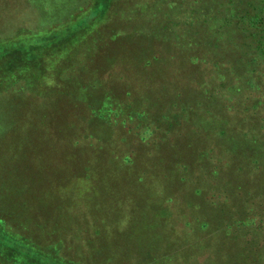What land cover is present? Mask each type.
Listing matches in <instances>:
<instances>
[{
    "label": "rangeland",
    "instance_id": "obj_1",
    "mask_svg": "<svg viewBox=\"0 0 264 264\" xmlns=\"http://www.w3.org/2000/svg\"><path fill=\"white\" fill-rule=\"evenodd\" d=\"M13 1L0 0V264H188L191 257L197 256V264H204L208 256L202 252V241L206 235H216L213 227L208 230L207 224L213 222L214 211L206 207L203 196L198 192L189 199L183 195H167L165 199L170 201L163 202L149 197L153 179L150 183L129 178L123 180L126 182H96L93 179L95 172L121 177L128 171L123 168L122 173L117 174L102 156L109 150L108 145L99 149L97 145L101 143L98 141H86V145L67 141V137L72 135V140L76 141L77 135L86 129L85 125L80 128L76 125L79 113L85 112L80 111L77 98L93 96L100 103L92 104L90 108H95L94 112L86 110L92 114L88 115L92 121L86 120L88 124L94 122L93 128H88L92 134L111 138L115 121H118V126L122 125L123 130L131 131L130 135L126 134L127 146L121 150V158L125 156L131 161L136 156L139 160L147 154L153 156L150 163L134 165L129 174L138 175L141 171L155 168L160 157L167 163L162 155L170 157L173 150L167 142L161 150L152 143L145 149V146H133V142L154 138L155 144L160 146L169 136L167 131L179 120L184 118L193 122L192 127L200 135L206 133L209 144L206 149L212 151L215 162L201 170L207 174L204 181L200 182L198 176L192 175L191 179L196 180L194 184L189 182V188L198 187L201 192L200 187L212 188L211 193L220 195L222 200L226 197L225 189L233 187L227 186L230 170L237 172L238 169L235 160L229 161L230 157L225 152L229 150L251 156V160L244 162L247 169L243 171L246 173L264 164V135L251 133L253 128L264 123V56H258L259 51L253 50L250 42L243 38L240 39L246 45L239 53H236L238 47L243 45L240 39L237 41L239 46L224 42L223 56L218 55L213 47L206 51H211L213 56L205 55V52L197 55L207 60L204 64L210 61L209 64L213 65L217 56L221 58H218L220 63L232 62L237 66L234 78H225L223 82L217 76L218 83H214L215 89L224 83L223 94H228V97L225 95L226 115L232 120L241 118L246 121L236 137L225 127V123L230 126L235 122L229 118L224 121L221 113L203 119L195 110L194 113L188 110V91H182V99L177 100L176 107L153 97L147 98L152 93L151 89L157 87V79H146L150 74L143 73L138 63L135 67H126V61L130 60L135 48L140 50L144 45L142 38H135L131 43L133 51L129 49V55L128 51H123L126 56H121L120 63L118 61L114 67L103 65L100 50L92 56L94 42L99 40L96 38L98 31L103 33V42L109 43L110 36L113 37L105 27L111 17L121 21L116 29L132 34L126 36L127 41L134 37V29L138 33H150L148 31L152 27L158 30L160 23L166 26L164 40L172 39L178 46L188 45V49L192 46L190 37H203L206 44L217 49L219 47L213 39L215 31L204 30L197 25L202 18L197 19L196 16L203 10L198 4L174 11L169 0H95L92 4L88 0H28L22 4L26 9L23 11ZM192 17L196 19L194 22ZM31 28L36 29L30 32ZM225 50L230 54L229 50H234L236 54L230 55ZM183 54L173 53L168 66L171 72L175 70L179 74V84L194 86L186 83L184 59L190 55ZM102 70H105V77L111 72L116 76L122 72L132 77L133 81L127 84L135 86V101L139 107L149 108V112L136 106L131 99L126 101L122 95L111 93V100H108L98 88L85 92L75 81L70 82L72 78L64 80L67 76L77 79V74L90 72L94 76L92 80L96 81ZM214 71L215 68L205 67L208 77L216 76ZM167 78L170 80L171 76L167 75ZM117 88L121 90L122 86ZM234 93L242 94L246 101L232 96ZM232 113L235 114L231 117ZM85 118L82 117L83 120ZM67 129L70 130L68 135L64 132ZM123 130L118 133L116 127L117 134L122 135ZM111 141L114 139L108 142ZM207 151H201L199 157L206 158ZM87 153H93V166L85 168L82 160ZM157 165L164 167L163 164ZM85 171L87 180L82 179ZM259 176H241L238 184H244L245 191L249 188L262 191L264 178ZM235 177L233 181L237 182ZM90 192L98 194L90 196ZM78 193L83 197H77ZM249 199L250 196L246 200L233 197L230 203L223 201L219 204V209L229 219L223 230L225 227L239 230L229 231L241 241H236V246L257 243L262 246L260 250H264V206L255 211L249 210L247 205L243 207ZM77 201L86 203L77 205ZM150 206L154 210L152 218L148 216L151 215ZM143 209H146L145 214H141ZM239 225L244 227L237 228ZM174 228L185 246L179 252L174 249ZM77 230L81 237L79 244L73 238ZM157 253H163L160 259H154ZM260 257L264 259V252Z\"/></svg>",
    "mask_w": 264,
    "mask_h": 264
},
{
    "label": "trees",
    "instance_id": "obj_2",
    "mask_svg": "<svg viewBox=\"0 0 264 264\" xmlns=\"http://www.w3.org/2000/svg\"><path fill=\"white\" fill-rule=\"evenodd\" d=\"M25 1L28 0H14L12 3L14 5L20 6L23 11H26L25 7L22 6V4H25ZM95 0H88V2L91 4ZM134 1V0H133ZM164 1V0H163ZM170 4L172 5L174 11L178 8H182L183 6L193 8V5H199L203 10L201 13H199L197 17L202 18V20H198L197 25H200V27H203L204 30H214L215 31V38H213L218 47L216 49L213 45H208L206 42L203 41V37H199L197 39H194L193 37H190V44H192L191 47L186 49V46H178L176 43L173 42L172 39L170 40H164L166 36V26L159 23V26H157L158 30H154L153 27L148 31L150 33L146 32H140L133 30V38H129L127 41L125 38L127 35H132L128 32H121L118 26L121 25V21L113 20V17L109 19L107 22L106 28L109 29L110 34L113 36L109 38V43L104 41L102 35L103 33H99L96 38H99V40L94 42L93 47V53L92 56L96 55L97 52L100 50V55L104 59L103 65L105 67H114L116 66L121 58V56H126V53L129 55V49L133 51V41L135 38H142L144 41V45H141V49L138 50L135 48L134 53L129 56L130 60L126 61V67H132L136 66L138 63L140 66V69L143 73H149L148 75L150 80H156V88L151 89V94L148 95L147 98L153 97L154 100H159L161 103L167 104L168 106H178L177 100L182 99V91H188L187 94V103L186 107L187 109L191 110L192 113H194L193 110H195L196 113H198L200 116H203V119H209L211 116L216 115V113H221V117L223 120H227L228 118L235 122L233 125L225 123V127L227 130H229V133L231 135H235L236 137L238 134L237 132L242 131V128L245 126L246 121L243 119H236L233 118L232 120L229 116L226 114V104L227 100L226 97H228V94H223V84L221 83L219 87L216 89L214 88V83H218V77H220V80L225 82L226 80H229V77L236 76L237 71L236 64L230 62L229 64H222L219 61L221 58H216V62H214L213 65L204 64L205 59L202 57L197 56L200 52H205V55L208 54V56H213L210 51V53L206 52L210 50V47L214 48L216 50V53L218 55L223 56L222 50L225 48L224 42L233 43L239 46L240 38H243V40H247L252 45L253 50L257 49L258 56L263 55L264 56V0H169ZM154 2V1H153ZM152 5V1L149 2ZM90 4V5H91ZM84 9V8H82ZM115 9V8H114ZM21 10V11H22ZM113 12V11H112ZM212 12V13H211ZM185 14V13H184ZM210 16V17H209ZM13 18V16H11ZM134 18H131V21H133ZM196 19L192 17L191 21H195ZM113 27V28H111ZM163 27V28H162ZM104 27H100V30H102ZM36 29V28H35ZM34 28H31L30 32L35 31ZM105 31V28H104ZM105 33V32H104ZM188 39V38H187ZM243 43L241 47H238V50L236 53H239L242 48L246 45V42H244L242 39H240ZM188 43V44H189ZM215 44V43H213ZM253 44H255L253 46ZM153 45H156L154 47ZM116 46V47H115ZM105 47V48H104ZM113 47V48H112ZM222 48V49H221ZM103 49V50H102ZM102 50V51H101ZM123 51H128L126 53H122ZM191 51V52H189ZM227 52L228 54H236L234 50H229ZM179 52V54L187 55L189 54L190 57H186L184 59V62L187 66V78L188 81L186 83H192L194 86H186L184 87L183 83L179 84V74L170 71V68L168 66L169 60L172 59V54ZM168 55V57H165V55ZM196 54V55H195ZM204 54V53H202ZM98 56V59H102L101 56ZM166 55V56H167ZM88 58V57H87ZM223 59V58H222ZM87 61V60H86ZM120 63V61H119ZM205 67H212L215 68L216 76L208 77V74L205 73ZM182 68V67H180ZM234 69V71H233ZM105 70H102L99 74V77L95 78L96 81H93L91 77H94L90 74H77L75 77L73 76H67V79H64L65 82L68 79H71V81H75L78 88H82L85 92L87 90H91L93 87L98 88L101 92H103L104 95L107 96L106 99L111 100V93H116L119 95H122V97L127 101H130V99L134 102L135 101V93H137L135 86L132 87L131 85L127 84L132 80V77H129V75H126V73L120 72L119 75L116 76V74H107L105 77ZM147 76V74H145ZM167 75L171 76V79L169 80L167 78ZM153 76V77H152ZM88 78V79H87ZM226 80L224 81V79ZM91 79V80H90ZM208 79L210 82H208ZM95 82V83H94ZM119 83V84H118ZM149 84L153 85L150 81H148ZM134 84V83H133ZM122 86L121 90H118L117 86ZM108 87V88H107ZM107 91V92H106ZM235 97H242V94H236L234 93ZM159 97H163L162 99ZM172 99L175 101L172 102ZM245 100V99H244ZM93 96H90L88 98H77L78 105L80 106V112L79 113V120L76 123V125H79V128L81 125H85L86 129H83L84 133L79 132L80 135H77L76 141L72 140V137L68 136L67 141H71V144H74V142H81V144L86 145V141H95L100 142V145H97L99 149L104 147L105 145H108L109 150L102 154V156L105 157L106 161H108L112 167H114V170L117 171L116 173H122V169L126 168L127 173L124 174L121 177H118L117 175L113 176H103L102 173H94L93 179L97 181H122L129 179H137L143 180L147 183H150L152 179L154 180L150 186H153V189L149 193V197L161 199L164 201H170L166 200L165 196L170 195H183L184 198L189 199L190 197H194V194L198 192L199 195L203 196L202 199L206 205V207H210L214 214V220L212 223H208L207 226L209 227L208 230H211L212 227L214 229L215 235H206L205 239L202 241L201 247L203 253H207L208 259L204 264H264L263 260L261 259V252H264V250L261 249V244H254L246 245L242 244L236 246V241L239 240V237L237 235H234V232H239V230L236 231V229H226L228 226V220L223 215V212L221 209H219V204H222L223 201H226L228 203L231 202V198L235 197L237 198L241 197L243 200H246L248 196H250L251 199L248 201H245L243 203V207L247 205V208L249 210H257L264 206V189L262 191H255L253 188H249V190L245 191L246 186L239 185V177L245 176V177H253L254 175H260V178H264V164L262 167L254 168L251 173H246L243 170L247 169V166L244 164L245 161L251 160V156H248L246 154H243L242 152H232L228 150V154L225 152V155L227 157H230L229 161L235 160L236 166L238 169L237 172L231 171V175L229 176V182L227 183V186H233L229 187L228 189H225V199H220V195L214 196L213 193H211L212 188L205 189L200 187L202 192L198 189V187L195 189L192 187V190L189 188V184L192 182L194 184V181L196 179H191L192 175L198 176V181H204L207 177V174L202 173L201 170H205V167H209V163L215 162L214 155L211 154L212 151L210 149H206V147L209 146L207 143V135L206 133L198 132V130L194 129L192 127V123L190 121H186L184 118L179 120L177 125L172 127L170 130L167 131L168 137L166 141L161 142L160 146L155 144L154 138L148 139L147 141L138 142L135 141L132 143L133 146L138 147H146L150 146L151 143L153 146H156V149L161 150L163 147H166L164 144H166L173 148L171 151V156H164L162 157L167 160V163L160 157L158 161L155 163V168L153 169H147L146 171H141L138 175L135 173L129 174L130 169L132 168L134 170V165L138 163H150L153 160V156H145L144 159H137V156L134 160L128 161L129 159H126L124 156L121 158V155L123 154V150L127 144H126V134L130 135L131 131H127V129L123 130L122 125L118 126V121H115L114 125L112 126V131L114 128V134L111 135V138L114 139V141L108 142L111 138H102L99 134H92L88 128H93L92 123H87L86 120L92 121V117L88 115L86 110L90 111L92 113V110L94 112V109H91L90 107L93 106L92 104H100L99 101L95 102ZM246 101V100H245ZM82 103V104H81ZM136 106L137 103L135 101ZM139 107V106H138ZM144 111L149 112V108L141 106L139 107ZM99 109V107H98ZM166 109V108H163ZM100 110V109H99ZM151 113V112H150ZM225 114V115H223ZM235 113H232L230 116ZM82 115V116H81ZM86 116V118L83 120L82 117ZM215 118H218L216 116ZM238 121V123H237ZM210 124V123H209ZM257 124L254 125V127ZM264 123L262 125H257L255 128L252 129L251 133L254 131L256 134H262L264 135ZM73 126V125H71ZM69 126H67L68 128ZM116 127L117 132L119 133L121 130H123V134H117L116 133ZM89 130L86 134L85 131ZM70 130L67 129L64 132L68 135ZM236 131V132H235ZM73 134V133H71ZM260 136V135H259ZM203 139V141H202ZM185 146V149L183 148ZM193 150H192V149ZM98 149V150H99ZM203 150H208L207 153L204 155L206 158H200V152ZM187 152V153H186ZM186 153V154H183ZM246 156V157H244ZM241 157V158H240ZM240 158V159H239ZM226 160V159H225ZM79 161V158H78ZM93 153L89 155V153L85 154L82 160V166L85 168L87 166H93ZM172 162V163H170ZM157 164H163L164 167L160 168ZM226 164V162H225ZM213 166V164L211 165ZM141 170V169H140ZM135 170V171H140ZM197 171V172H196ZM200 171V172H198ZM86 172V171H85ZM227 171H225L226 173ZM159 173V177H158ZM200 174V175H199ZM152 175V176H151ZM237 175V176H236ZM151 176V177H150ZM236 176V177H235ZM147 177V178H146ZM235 177V180L237 182H234L233 179ZM82 179H88L87 172L82 176ZM209 181V180H207ZM206 181V182H207ZM190 182V183H189ZM214 182L212 181L211 184ZM101 184V183H99ZM202 185L203 183H198L197 185ZM217 187V186H216ZM251 192H256L252 194ZM80 193V192H79ZM77 195V197H83V195ZM83 193V192H81ZM95 194H98L97 192H94ZM94 193H88L90 196H93ZM71 195V194H70ZM87 197H90V196ZM256 195V196H255ZM254 196V197H253ZM253 197V198H252ZM214 198H216V201H214ZM77 205H83V201H77ZM81 203V204H80ZM76 204H73V206H77ZM72 206V207H73ZM242 207V206H241ZM151 209V215L148 214L150 218L153 217V208L150 206ZM216 209L220 212H217ZM145 210H141V214H145ZM237 212H235L236 214ZM230 216V214H229ZM235 221L233 220L232 223ZM223 226L225 227V230H223ZM243 225H239L237 228H243ZM174 228L173 236V244L174 249L176 252H179V250L184 249L182 244L183 241L180 240L178 236V230ZM79 230L76 231L75 243L79 244L78 242L81 241V237H79ZM229 231H234L233 236ZM242 237V236H241ZM240 241V240H239ZM241 242V241H240ZM173 249V253H174ZM260 250V251H259ZM163 253H157L156 258H161ZM178 253H176L177 255ZM199 254V253H198ZM144 255V252H143ZM198 256L189 260L188 264H197Z\"/></svg>",
    "mask_w": 264,
    "mask_h": 264
}]
</instances>
